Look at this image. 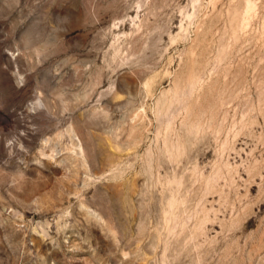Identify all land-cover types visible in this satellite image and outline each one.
<instances>
[{
  "label": "rangeland",
  "instance_id": "1",
  "mask_svg": "<svg viewBox=\"0 0 264 264\" xmlns=\"http://www.w3.org/2000/svg\"><path fill=\"white\" fill-rule=\"evenodd\" d=\"M0 264H264V0H0Z\"/></svg>",
  "mask_w": 264,
  "mask_h": 264
},
{
  "label": "clouds",
  "instance_id": "2",
  "mask_svg": "<svg viewBox=\"0 0 264 264\" xmlns=\"http://www.w3.org/2000/svg\"><path fill=\"white\" fill-rule=\"evenodd\" d=\"M11 75H13L14 80L17 78L21 81V83L17 84V87H23L24 84L26 83V76L20 71L18 67H14V70L12 71ZM39 103V101H37ZM42 107V105H41ZM5 149L8 150V155L12 156L14 154V149H13V141L11 139L7 140L4 143ZM20 151L27 152L28 149L25 147V145L21 142L18 146H16Z\"/></svg>",
  "mask_w": 264,
  "mask_h": 264
}]
</instances>
